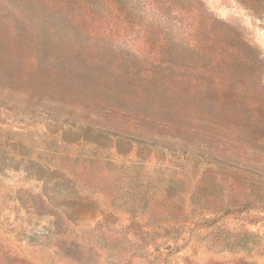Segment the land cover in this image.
<instances>
[{
	"label": "rangeland",
	"instance_id": "rangeland-1",
	"mask_svg": "<svg viewBox=\"0 0 264 264\" xmlns=\"http://www.w3.org/2000/svg\"><path fill=\"white\" fill-rule=\"evenodd\" d=\"M159 2L0 0V264H264V0Z\"/></svg>",
	"mask_w": 264,
	"mask_h": 264
},
{
	"label": "trees",
	"instance_id": "trees-1",
	"mask_svg": "<svg viewBox=\"0 0 264 264\" xmlns=\"http://www.w3.org/2000/svg\"><path fill=\"white\" fill-rule=\"evenodd\" d=\"M151 1H153V3L156 5H164L161 2H159L160 0H151ZM208 51H210V50L208 49ZM220 51H222V50H220ZM216 55L219 56V58L222 60V63H226L227 65H229V63L225 61L226 59H228V55H226L225 53H224V56H220L218 53Z\"/></svg>",
	"mask_w": 264,
	"mask_h": 264
}]
</instances>
